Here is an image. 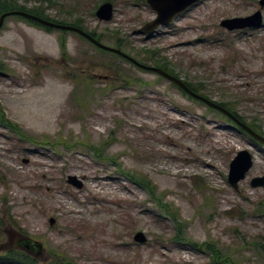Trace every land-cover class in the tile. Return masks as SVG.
I'll return each mask as SVG.
<instances>
[{
  "label": "rangeland",
  "instance_id": "rangeland-1",
  "mask_svg": "<svg viewBox=\"0 0 264 264\" xmlns=\"http://www.w3.org/2000/svg\"><path fill=\"white\" fill-rule=\"evenodd\" d=\"M12 1L166 68L264 137V26H220L259 11L264 21V0H203L149 38L137 34L157 17L147 0ZM105 3L114 16L100 22ZM105 54L17 17L0 31V109L31 139L0 126V248L24 254L18 245L38 243L41 264H210L208 248L222 261L264 264L255 247L264 189L251 187L264 176V147L169 82ZM241 151L254 166L236 192L228 175ZM140 233L145 245L134 241Z\"/></svg>",
  "mask_w": 264,
  "mask_h": 264
},
{
  "label": "water",
  "instance_id": "water-1",
  "mask_svg": "<svg viewBox=\"0 0 264 264\" xmlns=\"http://www.w3.org/2000/svg\"><path fill=\"white\" fill-rule=\"evenodd\" d=\"M203 0H147L150 8L156 13L157 17L152 22L146 24L142 29H140L137 34L139 36H148L151 37L157 32V30L161 27H168L175 19L182 16L186 12H188L193 7L197 6ZM260 7L264 9V1L260 3ZM114 16V6L111 3L103 4L98 11L96 12V17L100 22H109ZM12 17H19L28 22H32L34 24L40 25L44 28H48L51 30H58L63 32H71L74 33L83 39L90 42L92 45L97 47L99 50L104 51L106 53H110L116 55L123 60L129 62L136 68L157 75L161 79L169 82L175 87L179 88L183 91L188 97L194 99L207 106L208 108L222 114L227 117L233 123H235L240 129H242L245 133H247L256 143L262 145L264 147V137L253 131L250 127L242 123L235 115L221 107L215 102H212L200 95L194 93L182 80L177 79L176 77L168 74L162 69L155 67H147L130 56L123 53L120 49H115L111 47H107L100 43L98 40L91 37L89 34L84 31L68 26L58 25L42 18L36 17L34 15L28 14L26 12L14 11L5 13L0 17V31L4 28L5 22L7 19ZM262 12L259 11L255 15L247 18H237L231 20H224L221 22V28L227 30L228 32H236V31H245V30H261L264 26L263 23ZM254 166V157L249 151H241L237 154L236 158L232 161L229 168L228 175V183L232 189L236 192L239 191V185L243 182L250 171ZM68 185L76 188L77 190L83 189V183L78 180L76 177H68L67 180ZM251 187L254 189H264V176L254 178L251 181ZM51 226L54 225V221L50 222ZM135 243L140 245H145L147 243V238L144 234H138L134 238ZM20 248L28 251L33 256L38 257L41 255L42 246L38 243H32L27 240L20 244Z\"/></svg>",
  "mask_w": 264,
  "mask_h": 264
},
{
  "label": "trees",
  "instance_id": "trees-1",
  "mask_svg": "<svg viewBox=\"0 0 264 264\" xmlns=\"http://www.w3.org/2000/svg\"><path fill=\"white\" fill-rule=\"evenodd\" d=\"M49 2L51 3V1L49 0ZM14 11H21V12H26L28 14H31V15H34L36 17H39V18H42L44 20H47V21H52L54 22L53 20L49 19L48 17H46V13L45 11H43L42 9H34V10H27L24 6L20 7V6H17V3L12 1V0H0V17L2 15H4L5 13H8V12H14ZM19 18V17H17ZM22 19V18H21ZM24 20V19H22ZM26 21V20H24ZM28 22V21H26ZM30 24L36 26V27H40V28H44L40 25H37V24H34L32 22H29ZM79 27V26H77ZM80 28V27H79ZM46 29V28H44ZM46 30H51V29H46ZM93 35V34H92ZM83 39V38H82ZM98 50V49H97ZM101 51V50H99ZM103 52L104 54L106 52L104 51H101ZM106 54H110V53H106ZM105 54V55H106ZM112 55V54H110ZM114 56L115 58L117 59H120L119 57L115 56V55H112ZM122 60V59H120ZM124 61V60H122ZM126 62V61H125ZM129 64V63H128ZM146 66V65H145ZM162 70H164L165 72H167L168 74L172 75L170 73V71H168L166 68H163ZM179 79V78H177ZM180 80V79H179ZM124 81H127L126 79ZM128 83V82H126ZM194 93L199 94V91L196 87H192L190 85H187ZM179 89V88H178ZM183 92V91H182ZM201 96V95H200ZM203 97V96H202ZM190 98V97H189ZM205 98V97H204ZM192 99V98H191ZM207 99V98H206ZM194 100V99H192ZM198 102V101H197ZM200 103V102H199ZM202 104V103H201ZM220 105L221 107L225 108L226 110H228L229 112H231L233 115H235L232 110H230V108H228V106H226L225 104H218ZM212 110V109H211ZM216 112V111H215ZM218 113V112H216ZM220 114V113H218ZM236 116V115H235ZM242 123H244L242 121L241 118H239L238 116H236ZM245 124V123H244ZM0 126L6 130H8L9 132H11L13 135L17 136L23 143H30V141H28L30 138L20 129L19 126L11 123L10 121H8L6 119V117L4 116V113L2 112V110L0 109ZM249 127V126H248ZM251 128V127H250ZM252 130H254L256 132L257 128L254 127L251 128ZM243 133H245L243 130H241ZM257 133V132H256ZM246 134V133H245ZM247 135V134H246ZM31 140V139H30ZM254 141V140H253ZM98 154H99V151H96ZM99 157V156H98ZM125 178L128 179V181H130L132 184L134 183L135 185H137L138 187H140L141 189L145 190V191H152V190H155V188H153L154 186L151 185V182L150 181H147L145 178H134L132 175H126ZM260 211L261 210H264V202L260 204V207H259ZM167 210V212L169 214H172L173 213L169 210V208H165ZM173 217L175 218V216L173 215ZM180 232V230H179ZM210 246V245H209ZM196 247V246H195ZM257 250L260 252V250H262V252H264V240L262 242H256V246ZM196 250V249H194ZM208 252L214 255H216V258L213 257V260L211 261L210 264H235V262H231V259L229 257H226L224 261H222V257L217 255L215 253V251H212L210 250L209 248L207 249ZM222 258V259H221ZM0 264H39L36 260H34L33 258H30L29 256H27L26 253L22 254V253H17L15 251H10L8 252L7 254H5L4 256L0 257Z\"/></svg>",
  "mask_w": 264,
  "mask_h": 264
},
{
  "label": "flooded vegetation",
  "instance_id": "flooded-vegetation-1",
  "mask_svg": "<svg viewBox=\"0 0 264 264\" xmlns=\"http://www.w3.org/2000/svg\"><path fill=\"white\" fill-rule=\"evenodd\" d=\"M102 6V5H101ZM100 6V7H101ZM99 7V8H100ZM115 12V11H114ZM54 22H52V21H50V22H52V23H55V24H58V25H60L59 23H56L57 21H55V20H53ZM62 26H65V25H62ZM77 26H79V25H74V28H77V29H80L79 27H77ZM69 27V26H68ZM80 30H82V29H80ZM55 31H58V30H55ZM83 31V30H82ZM60 32H62V33H71V32H63V31H60ZM86 33V32H85ZM74 34V33H73ZM88 34V33H87ZM90 35V34H89ZM91 37H93L94 39H96V40H98L100 43H102L101 41H100V36H96V35H90ZM85 41H87V40H85ZM88 42V41H87ZM88 44H90V45H92L90 42H88ZM94 48H96V49H98L97 47H95L94 45H92ZM99 50V49H98ZM124 53V52H123ZM116 56V55H115ZM118 57V56H117ZM120 58V57H119ZM120 59H122V58H120ZM123 60V59H122ZM125 61V60H124ZM127 62V61H126ZM127 63H129V62H127ZM130 64V63H129ZM131 65V64H130ZM142 71V70H141ZM18 247L20 248V245H18ZM21 249V248H20ZM22 250V249H21ZM23 251V250H22ZM8 252H10L9 250L8 251H6V250H2L1 248H0V257H2V256H4L5 254H7ZM26 252V254H27V256H29L30 258H33L34 260H36L39 264H41L38 260L40 259V257H41V255L40 256H38V257H35V256H33L31 253H29L28 251H25L24 250V253Z\"/></svg>",
  "mask_w": 264,
  "mask_h": 264
}]
</instances>
